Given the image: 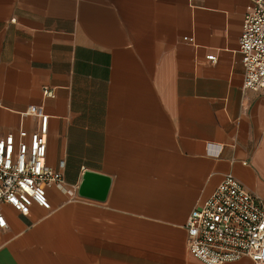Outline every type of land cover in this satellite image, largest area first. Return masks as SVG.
I'll use <instances>...</instances> for the list:
<instances>
[{
  "label": "crops",
  "instance_id": "0c3cea01",
  "mask_svg": "<svg viewBox=\"0 0 264 264\" xmlns=\"http://www.w3.org/2000/svg\"><path fill=\"white\" fill-rule=\"evenodd\" d=\"M251 3L0 0V134L39 130L24 112L43 106L65 179L51 209L4 206L0 264H206L191 211L230 172L264 199V88L244 87L240 51ZM86 170L111 177L105 199L79 194Z\"/></svg>",
  "mask_w": 264,
  "mask_h": 264
},
{
  "label": "built area",
  "instance_id": "2783aa9c",
  "mask_svg": "<svg viewBox=\"0 0 264 264\" xmlns=\"http://www.w3.org/2000/svg\"><path fill=\"white\" fill-rule=\"evenodd\" d=\"M243 26L244 87L258 91L264 88V0H252ZM208 57L216 59L214 54ZM46 93L54 95L52 90ZM24 114L38 115L40 129L0 134V247L9 228L4 206L10 204L25 214L34 203L51 209L47 185L65 181L46 162L49 114L41 105L30 106ZM186 229L190 252L206 264L244 257L253 264H264V199L234 173H227L212 195L191 211Z\"/></svg>",
  "mask_w": 264,
  "mask_h": 264
},
{
  "label": "water",
  "instance_id": "95a60500",
  "mask_svg": "<svg viewBox=\"0 0 264 264\" xmlns=\"http://www.w3.org/2000/svg\"><path fill=\"white\" fill-rule=\"evenodd\" d=\"M111 185V177L92 170H86L79 185V194L105 199Z\"/></svg>",
  "mask_w": 264,
  "mask_h": 264
}]
</instances>
